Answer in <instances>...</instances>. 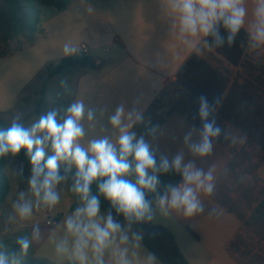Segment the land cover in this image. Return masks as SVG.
Masks as SVG:
<instances>
[{
	"label": "clouds",
	"instance_id": "9594fccd",
	"mask_svg": "<svg viewBox=\"0 0 264 264\" xmlns=\"http://www.w3.org/2000/svg\"><path fill=\"white\" fill-rule=\"evenodd\" d=\"M159 3L162 17L170 22L171 36L185 47L197 53L225 44L231 47L243 30L251 59L264 62V0ZM80 51L75 44L66 43L62 55L73 56ZM60 87L71 94L72 85L67 79L60 81ZM219 102V97L211 102L205 95L198 98L201 128H192L184 136V144L193 157L210 156L214 142L222 134L233 145L246 140L238 131L227 132L217 124ZM95 119V109L77 94L62 115L54 109L30 120L27 126L14 119L10 127L0 129V158L15 160L24 150L30 162L28 187L11 199L5 223L32 221L40 211L54 214L61 205L65 185L76 201L60 225L62 234L52 235L55 229L51 228L45 238L36 221L30 235L16 238L15 249L0 240V264H25L30 249L49 237L55 256L63 264H158L156 256L142 247V235L132 232L133 223L151 221L157 212L162 217L175 213L188 218L205 211L201 195L211 196L215 191L214 165L205 171L193 161L185 163L183 150L171 160L159 154L143 135L137 136L133 130L145 121L142 110L135 106L126 110L121 103L108 117L111 138H87L85 123L89 129L95 128ZM156 131L157 126H153L149 134L155 138ZM194 134L198 140L193 141ZM170 172L179 174L181 180L164 185L160 194L161 176ZM9 174L15 180L22 178L23 167L12 169ZM149 194L153 200L147 199ZM102 200L115 210L116 216L123 217V224L112 211L102 212ZM215 212L212 208L211 214Z\"/></svg>",
	"mask_w": 264,
	"mask_h": 264
},
{
	"label": "crops",
	"instance_id": "0c3cea01",
	"mask_svg": "<svg viewBox=\"0 0 264 264\" xmlns=\"http://www.w3.org/2000/svg\"><path fill=\"white\" fill-rule=\"evenodd\" d=\"M41 30L43 37L36 36L24 50L0 57V112L8 123L15 119L27 126L30 120L42 115L38 105L65 109L78 94L96 111L95 128L89 129L85 123L87 138H111L108 117L115 108L123 103L126 110L135 106L144 115L192 54L205 58L231 82L244 83L250 79V73L258 79L264 72V62H253L249 54L246 60L255 66L251 72L245 61L240 66H230L213 49L197 53L185 47L171 36L170 22L162 17L159 0H72ZM66 43H73L80 50L82 44L87 45L88 53L85 54L93 57L94 67H77L48 80V92L52 84L64 77L72 85L71 94H66L62 88L58 90L57 94L64 96L63 101L56 97H37L31 91L37 79L50 66L72 57L62 55ZM215 55L221 61H217ZM40 89L41 95L43 88ZM220 127L227 132L243 134L227 122ZM192 128L199 130L185 116L172 114L157 128L155 138L137 134L143 135L159 154L170 160L183 150L185 163L193 161L205 171L214 165L216 176L214 193L201 195L205 205L203 213L185 218L175 213L162 217L157 212L152 223L172 232L189 264H264V221L254 213L264 197V150L244 134L246 140L236 145L225 140L222 134L214 142L210 156L193 157L184 144V136ZM195 140L198 136L194 134ZM64 187L70 205L67 210L58 211L59 215L50 217L55 222L53 226L47 225L48 216L41 227L45 238L51 228L55 229L52 235L62 234L63 218L75 206V197L67 185ZM212 208L216 209L213 214ZM119 221L124 223V220ZM135 224L132 232L143 236V231ZM30 233L31 228L26 235ZM142 247L149 252L143 243ZM30 252L55 264H63L54 254L51 237L34 245Z\"/></svg>",
	"mask_w": 264,
	"mask_h": 264
},
{
	"label": "trees",
	"instance_id": "16d2710c",
	"mask_svg": "<svg viewBox=\"0 0 264 264\" xmlns=\"http://www.w3.org/2000/svg\"><path fill=\"white\" fill-rule=\"evenodd\" d=\"M44 5L55 7L57 12L64 11L72 0H41ZM39 0H4V6L0 8V42L4 48L0 57H7L13 53L24 50L39 34L41 30L42 13L37 7ZM246 34L242 30L235 44L229 47L225 44L222 48H213L216 54L224 58L230 66L247 64L249 72L255 69L252 62L246 60L247 43ZM13 45L15 48H13ZM217 61H221L216 55ZM77 67L93 68V57L85 53L63 59L58 65L50 66L45 73L47 77L43 89L47 87L48 80L53 76L71 71ZM255 79L250 73V79L244 83L231 79L218 68L198 54H192L177 72L165 89L157 96L153 104L145 112L143 124L134 126L138 134L150 135L149 129L153 126H161L167 116L180 114L185 116L199 129L201 121L198 117V98L201 95L208 97L211 102L219 97V104L215 117L217 124L221 126L227 122L246 135L250 140L261 146L264 150V78ZM44 92V91H43ZM163 111V115L158 112ZM24 124L23 122H19ZM11 123L6 122L0 112V129H6ZM10 157L0 158V209L10 191L8 178L4 171V164ZM15 160L30 166L24 150ZM62 171V169H61ZM181 176L176 173H168L161 176V187L158 189L163 194L164 185L178 183ZM96 191V185H93ZM147 199L153 200L149 194ZM153 207L155 204L153 203ZM102 212L112 211L115 219L123 220L122 216H116L115 210L110 209L106 201H101ZM255 215L264 221V197L254 210ZM135 226L143 231L142 243L154 254L162 264H189L182 254L172 232L165 226L154 225L152 221L136 223ZM14 243L10 249H15ZM25 264H55L48 259L36 257L29 252Z\"/></svg>",
	"mask_w": 264,
	"mask_h": 264
},
{
	"label": "rangeland",
	"instance_id": "374dc122",
	"mask_svg": "<svg viewBox=\"0 0 264 264\" xmlns=\"http://www.w3.org/2000/svg\"><path fill=\"white\" fill-rule=\"evenodd\" d=\"M88 1H93V0H88ZM3 6H4V0H0V8ZM37 7L41 10V13H42V21H41L42 25L40 26V28L41 27L43 28L46 25L47 21L52 16L57 15L59 13L56 11L55 7L49 6V5H44V3L41 0H39V2H37ZM39 35H41V34H39ZM41 37H43V36L41 35ZM3 48H4V45L2 42H0V53H2ZM13 48H15L14 45H13ZM247 54H249L248 51H247ZM46 77H47V74L43 73V75L37 79L36 85H33L31 87V91L33 92L32 94H34V95L37 94L36 95L37 97L42 96L44 99L49 98V97H56L58 101H63L64 96L62 94H57L58 90L61 88V87H59L60 81L52 84V87H50V92L46 91L47 88H45V89H43V91H44L43 94H41V95L39 94V90H41L40 88L41 87L43 88V86H44ZM64 79H65V77H64ZM38 107H39L38 112L42 115H44L48 111H51L54 109L58 110L59 114H61V113H63V110H64L63 106H55V107L51 106L50 107L46 104L38 105ZM158 114L163 115L164 112L160 111V112H158ZM21 166L23 167V173H24L23 177L15 180V178L10 176V174H9L10 170L19 168ZM4 171H5V174L8 178V184L10 187V191L7 195L6 200L4 201V203L2 204L1 209H0L1 210L0 211V213H1L0 214V237L5 242V244L9 248H11L12 245L14 244V241H16V238L18 236L26 235V233H28V230L31 228L32 223L39 221V223L41 224L40 227H42L46 223V220L48 219L49 214L46 211H40L35 215V217L33 218L32 221L17 222L16 224H13V225H9V224L5 223L7 214L11 211V208H10L11 199L14 198L15 193L17 191L25 190L28 187L27 178L30 176V166H26L23 162H21L19 160L10 159V160L5 162ZM69 205L70 204H69L68 195L64 191V197L62 199V202H61V205L59 206L58 211L67 210ZM58 211L55 212L54 214H51L49 216V218L59 215ZM9 238H12L13 241H10Z\"/></svg>",
	"mask_w": 264,
	"mask_h": 264
},
{
	"label": "built area",
	"instance_id": "2783aa9c",
	"mask_svg": "<svg viewBox=\"0 0 264 264\" xmlns=\"http://www.w3.org/2000/svg\"><path fill=\"white\" fill-rule=\"evenodd\" d=\"M81 51L84 52V53H88V47H87V45L82 44V45H81ZM48 214H49V213H48ZM49 215H50V214H49ZM49 221H51L52 223L49 224ZM54 224H55V222H54V220H53L52 218L48 219V221H47V225H48V226H53Z\"/></svg>",
	"mask_w": 264,
	"mask_h": 264
}]
</instances>
